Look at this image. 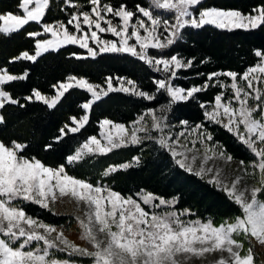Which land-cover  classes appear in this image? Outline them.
<instances>
[{
    "label": "snow or ice",
    "instance_id": "snow-or-ice-1",
    "mask_svg": "<svg viewBox=\"0 0 264 264\" xmlns=\"http://www.w3.org/2000/svg\"><path fill=\"white\" fill-rule=\"evenodd\" d=\"M89 3L90 10L80 11L81 5L65 0L64 7L77 9L65 24L46 22L52 0H21L18 8L22 14L0 13V34L18 33L32 22L42 28L27 33L35 40L34 54L23 51L15 61L35 62L45 53L75 45L87 52V56L72 53L76 59L125 53L161 76L152 81V93L144 91L133 79L111 75L103 85L70 75L52 85V96L33 90L26 99L40 101L48 108H55L66 93L71 94L70 90L90 94V99L80 105L84 114L70 117L71 123L60 128L56 141L85 129L93 106L110 94H126L149 102L159 95L166 97L167 102L149 108L127 125L104 119L99 123V135L88 137L74 154L68 155L67 165L151 141L168 153L179 168L224 192L238 207L239 215L218 225L211 218L186 219L195 214L189 209L177 210L178 197L166 199L144 189L124 195L107 184H93L69 174L64 164L52 167L28 156L26 144L0 141V264H80L77 260L61 259L58 253L88 258L90 264H192L217 253L219 257L213 264H264L254 251L256 244L264 247V50H254L256 62L243 73L211 72L203 84L188 88L174 82L181 78L182 70L194 67V58L164 55L182 39L187 28L214 26L233 31L264 26V3L248 14L206 6V0H148L145 5L137 3L134 9L126 3ZM103 34L115 39H105ZM47 35L51 38H45ZM27 77V71L16 75L0 67V109L20 105L7 88ZM210 87L220 91L212 101H200L198 94ZM190 101L204 110L208 123L232 134L254 157L247 164L240 161L243 175L230 184L222 178V169L216 168L214 161L231 162L233 157L220 142L214 141L205 124L191 126L188 121H181L183 130L174 132L175 125L169 122L168 113L173 106ZM4 122L5 117L0 115V124ZM46 147L51 149L52 145ZM140 163L141 157L134 156L129 162L109 165L102 176L139 167ZM244 176L252 177L256 184L240 187ZM63 198L84 206L83 216L76 220L80 239L87 246L76 244L63 229L38 220L25 210L27 204H35L51 212Z\"/></svg>",
    "mask_w": 264,
    "mask_h": 264
},
{
    "label": "trees",
    "instance_id": "trees-1",
    "mask_svg": "<svg viewBox=\"0 0 264 264\" xmlns=\"http://www.w3.org/2000/svg\"><path fill=\"white\" fill-rule=\"evenodd\" d=\"M20 1L0 0V13H18ZM102 2L114 6L126 3L130 9H134L137 3L141 5L148 3L147 0H102ZM64 3L65 0H52L51 10L45 17L46 22L67 23L71 14L77 9L66 8ZM73 3L81 5L80 11L88 10L90 7L89 0H73ZM261 3H264V0H206V6L237 9L243 13L250 12ZM41 29L32 22L18 33L0 34V67L6 68L13 74H23L25 71L28 73L27 79L13 82L7 88L23 107L6 105L1 109L5 122L0 124V141L5 144L12 141L26 144L28 156L36 157L52 167L64 164L69 174L93 184L98 182L107 184L124 195H131L144 189L166 199L178 197L179 203L176 209H189L195 214L189 216V219L211 218L217 223L218 220L239 215L238 207L224 192L206 180L179 168L168 153L151 141H146L140 146L114 150L106 156L88 157L75 165H67L66 157L73 154L84 140L98 131L102 119L128 123L144 110L162 104L166 97L158 95L157 100L149 102L126 94H110L93 106L89 124L85 129L80 133L69 134L62 141L57 142L56 137L60 135V128L70 123V117H79L83 114L80 105L87 101L90 95L83 90H70L71 94L66 93L55 108H48L40 101L26 99L32 95L33 90L51 95L55 91L52 85L65 81L70 75L87 78L94 84L104 83V79L111 75L133 79L144 91L152 93L154 92L152 81L158 78V75L142 61L125 53H104L95 59H76L72 53L82 55L84 52L74 45L45 53L35 62L15 61L14 58L23 51L34 52L35 40L27 33ZM254 50H264V26L254 30L233 31L204 26L200 29L183 30L182 39L165 50L164 55L178 54L185 60L194 58V67L182 70L181 78L174 82L178 86L188 88L203 84L206 75L211 72H243L256 62ZM221 79L228 80L226 77ZM219 91V88L210 87L207 92L198 94V98L202 102L212 101ZM169 118L172 122H178L180 127H182L180 122L185 120L191 126L203 123L212 133L214 141L220 142L233 158L243 161L254 158L232 134L219 125L208 123L204 117V110L196 102L177 103L169 113ZM49 144L52 145L51 149L46 147ZM146 145L148 146L145 148ZM134 156L141 157L139 167L120 171L109 177L101 175V171L108 165L130 161ZM25 209L45 221L60 224L58 216H53L48 210L37 205L27 204ZM254 251L260 257L264 247H258Z\"/></svg>",
    "mask_w": 264,
    "mask_h": 264
},
{
    "label": "rangeland",
    "instance_id": "rangeland-1",
    "mask_svg": "<svg viewBox=\"0 0 264 264\" xmlns=\"http://www.w3.org/2000/svg\"><path fill=\"white\" fill-rule=\"evenodd\" d=\"M21 2V1H20ZM148 2V0H147ZM91 7V5H90ZM90 7L88 8V10H90ZM228 10V9H226ZM231 10H237V9H231ZM84 11H87V10H84ZM243 13V12H242ZM249 13V12H248ZM248 13H244V14H248ZM17 14H22L21 11H19ZM56 23V22H55ZM66 24V23H65ZM69 29L72 30V26L69 25ZM42 31V29H41ZM104 35V38L105 39H115V37H112L111 34H103ZM45 38H51L50 35H47ZM39 39V38H37ZM75 46V45H74ZM78 47V46H77ZM82 51L84 52L82 55L84 56H87V52L86 50L82 49ZM157 50H152L153 53H155ZM34 52H35V49H34ZM33 53H29V54H34ZM245 71V70H244ZM243 71V72H244ZM241 72V73H243ZM10 73V72H9ZM13 74V73H11ZM158 75V78H160L161 74L160 73H156ZM16 75H22V74H16ZM228 81V80H227ZM230 82V81H229ZM100 85H103L100 84ZM44 94V93H42ZM55 94V91L53 94L51 95H48V96H52ZM47 95V94H45ZM90 95V94H89ZM90 99V97H89ZM88 99V100H89ZM86 102V101H85ZM167 102V98L162 102L163 103H166ZM162 104H159L153 108H158L159 106H161ZM147 110H144L143 112H145ZM142 112V113H143ZM141 113V114H142ZM84 114V112H83ZM82 114V115H83ZM0 115H1V109H0ZM80 117V116H79ZM77 117V118H79ZM168 117H169V113H168ZM104 119H107V118H104ZM104 119H102L101 121H103ZM134 120V119H133ZM100 121V122H101ZM116 122V121H114ZM131 122V121H130ZM130 122L128 123H125L126 125L129 124ZM169 122L173 125H175V128H174V132H179L182 129V127L179 126V124H177L178 122H172V119L169 118ZM71 123V121H70ZM70 123H67V124H70ZM119 123H123V122H119ZM99 131H100V128L98 127V131L94 134V135H99ZM209 131V130H208ZM90 137V136H89ZM85 141V140H84ZM148 145L145 146V148L147 147ZM79 147V146H78ZM77 147V148H78ZM76 148V149H77ZM74 154V152H73ZM72 155V154H71ZM254 159V158H253ZM253 159L249 160V161H244L245 164H247L248 162L252 161ZM132 160V159H131ZM130 160V161H131ZM240 161L239 159H235L233 158V160L231 162H225L224 160H221V159H216L214 161V164H215V167L216 168H219V169H222V178L224 180H226L229 184L235 180L237 177L239 176H242L243 175V171L241 169V166H240ZM126 162H129V161H126ZM211 163V162H210ZM111 165H114V164H111ZM119 165V164H117ZM109 166V165H108ZM107 166V167H108ZM200 166V162L197 161L196 163V168L198 169ZM105 170V169H104ZM104 170L101 171V175L102 173L104 172ZM81 179V178H80ZM256 180L253 179L252 177H249V176H244V179L242 180L241 182V185L240 187H244L245 185H254L256 184ZM110 187V186H109ZM116 191V190H115ZM171 199V198H170ZM35 205V204H33ZM38 206V205H37ZM26 210V209H25ZM178 210V209H177ZM159 211V210H157ZM27 212V211H26ZM49 213L53 214V216H58L60 218V224H55L53 222H49V221H45L44 219L42 218H39V217H36L34 215H32L31 213H28L30 215H32L33 217L37 218L38 220H41L47 224H50V225H53L55 227H57L58 229H63L64 233H65V236H67L71 241L75 242L76 244L78 245H83V246H87L86 243L80 239V236H81V230L79 228V225H78V222L76 220V217L77 216H83V212H84V206L83 205H80L79 207L77 206L76 202L74 200H71L69 198H63L61 201L55 203V205L53 206V211H48ZM49 217V216H48ZM234 217H230V218H227V219H232ZM186 219H189V217H186ZM224 219H221V220H218L217 223L215 224H219L223 221ZM244 247L245 249H247L248 245L247 243L244 244ZM258 247H261L259 246L258 244H256L255 246V249H257ZM257 253H260L257 251ZM61 259H72V260H77L80 262V264H90V261L88 258H84V257H69L67 255V253H58L57 254ZM219 257V254H211L209 255L206 259H203V260H194L192 262V264H213V262L218 259ZM260 257L261 259H264V252H262V254H260Z\"/></svg>",
    "mask_w": 264,
    "mask_h": 264
}]
</instances>
